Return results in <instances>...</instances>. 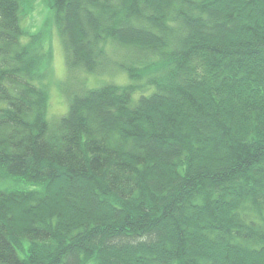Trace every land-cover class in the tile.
I'll return each instance as SVG.
<instances>
[{"label":"trees","instance_id":"trees-1","mask_svg":"<svg viewBox=\"0 0 264 264\" xmlns=\"http://www.w3.org/2000/svg\"><path fill=\"white\" fill-rule=\"evenodd\" d=\"M46 1L68 71L130 82L48 120L0 0V179L37 186L0 190V264H264V0Z\"/></svg>","mask_w":264,"mask_h":264},{"label":"rangeland","instance_id":"rangeland-1","mask_svg":"<svg viewBox=\"0 0 264 264\" xmlns=\"http://www.w3.org/2000/svg\"><path fill=\"white\" fill-rule=\"evenodd\" d=\"M51 12L46 0H26L24 6L23 26L29 34L43 31V42L47 49L48 63L44 69L43 85L47 90L46 117L53 121L68 110V100L71 94L79 89L76 84L87 88L99 87L106 82L126 85L130 82L123 70L111 67L107 72L87 73L82 69L68 71L64 58V49L56 26L50 19ZM26 40V38H23ZM37 188L36 184L21 178L6 177L0 179V190H30Z\"/></svg>","mask_w":264,"mask_h":264}]
</instances>
